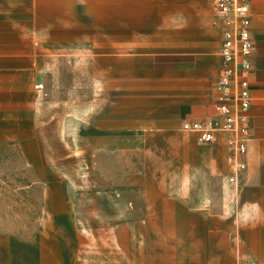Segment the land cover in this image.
Listing matches in <instances>:
<instances>
[{
	"label": "crops",
	"instance_id": "1",
	"mask_svg": "<svg viewBox=\"0 0 264 264\" xmlns=\"http://www.w3.org/2000/svg\"><path fill=\"white\" fill-rule=\"evenodd\" d=\"M251 10L234 186L224 145L182 129L216 111V0H0V156L40 193L33 229L0 214V264H264V0Z\"/></svg>",
	"mask_w": 264,
	"mask_h": 264
},
{
	"label": "built area",
	"instance_id": "2",
	"mask_svg": "<svg viewBox=\"0 0 264 264\" xmlns=\"http://www.w3.org/2000/svg\"><path fill=\"white\" fill-rule=\"evenodd\" d=\"M252 0H216V19L223 34L222 68L216 85V111L212 118L185 122L182 129L198 136L202 144L222 143L232 175L239 186L248 169L249 145L253 141L250 111L252 76L256 52Z\"/></svg>",
	"mask_w": 264,
	"mask_h": 264
},
{
	"label": "rangeland",
	"instance_id": "3",
	"mask_svg": "<svg viewBox=\"0 0 264 264\" xmlns=\"http://www.w3.org/2000/svg\"><path fill=\"white\" fill-rule=\"evenodd\" d=\"M82 159V158H81ZM73 163H77L76 160H72ZM64 164V162H61ZM21 165L19 158L14 156H0V214L2 216H19V214L26 215L27 219L24 218L22 221L17 220L12 217L10 220L12 224H17V226L25 225L26 221L28 223V228H32L37 222L35 220L36 215L40 214L39 206V191L35 189H28V192L23 194L20 193L19 185V172L15 170ZM16 168V169H14ZM82 175V174H81ZM79 181L83 185V177H78ZM29 183L31 182L29 174ZM81 192L83 190L81 189ZM98 194V193H97ZM98 199V198H97ZM9 221V220H6Z\"/></svg>",
	"mask_w": 264,
	"mask_h": 264
}]
</instances>
